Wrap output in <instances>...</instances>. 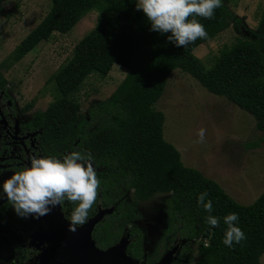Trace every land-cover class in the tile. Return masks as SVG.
<instances>
[{
	"label": "trees",
	"instance_id": "trees-1",
	"mask_svg": "<svg viewBox=\"0 0 264 264\" xmlns=\"http://www.w3.org/2000/svg\"><path fill=\"white\" fill-rule=\"evenodd\" d=\"M5 1L0 0V10ZM48 1L45 16L0 63V70L9 69L53 33H68L90 11L99 15L94 27L51 75L58 96L23 125L28 132H37L35 142L41 157L62 158L80 151L91 154L93 164L101 168L96 171L101 184L89 218L99 206L112 211L94 227L91 236L95 248L103 251L116 244L124 228L138 219L132 204L164 194L165 227L151 252H143L142 233L136 226L127 231L130 243L125 251L132 260L156 264L176 245L175 259L169 264H181L190 242L198 240L201 248L203 241L208 243L202 248L205 264H259L264 253V192L250 205H240L215 182L184 167L178 152L163 140L164 118L154 104L171 72L179 70L208 93L251 116L255 128L264 132V8L255 30L249 31L228 9V0H222L212 19L196 17L205 26L207 38L181 48L168 41L170 33L161 35L150 30L147 18L136 9V0ZM224 26L247 36L223 48L205 69L193 51ZM112 65L126 69L124 78L105 100L89 104L85 113H80L74 96L83 82L91 75L104 78ZM5 86L0 72V93L4 98ZM3 150L8 154L7 146H1L0 158L4 157ZM9 169L14 174L23 168L12 165ZM128 191L132 204L125 201ZM201 192H207L206 199L212 201L211 213L197 203ZM10 206L8 201L0 206V223L8 221L17 226L21 218ZM63 207L69 218L74 205L66 203ZM233 212L238 213V226L246 238L229 248L223 243L227 227L223 217ZM209 215L219 218L218 227L206 222Z\"/></svg>",
	"mask_w": 264,
	"mask_h": 264
},
{
	"label": "rangeland",
	"instance_id": "rangeland-1",
	"mask_svg": "<svg viewBox=\"0 0 264 264\" xmlns=\"http://www.w3.org/2000/svg\"><path fill=\"white\" fill-rule=\"evenodd\" d=\"M227 7L249 31H254L264 8V0H228ZM48 8V0H6L2 3L0 63L39 23ZM98 19L99 15L90 11L68 33H53L46 42L39 43L9 69L0 70L6 80L4 92L15 115V134L16 122H27L31 115L44 111L58 96L51 75L70 57L74 45L94 27ZM246 36L247 33L237 35L230 26H224L195 48L193 55L207 69L223 48ZM125 74V68L112 65L102 79L95 75L87 77L74 96L79 112L85 113L89 104L105 100ZM28 103L30 106L26 107ZM154 109L161 112L164 118L163 140L178 152L184 167L194 169L215 182L240 205H250L264 192V132L255 128L251 116L224 98L208 93L193 78L179 70L169 75ZM5 126V120L0 115V145ZM201 128L207 130L205 142L196 143L197 132ZM20 163L24 167L30 166L28 160ZM93 166L96 171H101L97 165ZM11 175L13 172L9 166L0 165V206L7 201L3 196L2 182ZM166 197L156 194L146 202L132 204L131 191L125 194V201L134 205L138 219L124 228V245L129 242L127 231L133 225L142 233L143 252H151L165 227L162 209ZM9 209L12 210V207ZM68 223L63 206L53 208L50 214L39 219L31 216L21 218L16 222L17 226L8 221L0 223V264H11L18 260L19 264H53L54 242L50 236L56 228L66 231ZM198 243V240L190 242L181 264H205L206 255L202 248L208 243L203 241L202 248ZM172 257L173 252L167 261ZM259 264H264V253L259 258Z\"/></svg>",
	"mask_w": 264,
	"mask_h": 264
},
{
	"label": "clouds",
	"instance_id": "clouds-1",
	"mask_svg": "<svg viewBox=\"0 0 264 264\" xmlns=\"http://www.w3.org/2000/svg\"><path fill=\"white\" fill-rule=\"evenodd\" d=\"M222 0H137L136 9L142 11L151 25V31L161 35L170 33L168 41L176 47H186L198 39H206L205 26L196 17L212 19ZM206 129L197 132L196 143H204ZM88 153L73 151L58 158L54 155L32 156L30 166L16 171L2 182L3 196L20 218L39 219L50 214L55 207L66 203L74 205L68 218V231L75 233L83 226L89 212L97 202L100 180ZM201 192L197 203L207 212L213 210L212 201ZM238 213L223 217L227 226L223 243L231 248L244 240L245 233L238 226ZM206 222L218 227V217L209 215Z\"/></svg>",
	"mask_w": 264,
	"mask_h": 264
},
{
	"label": "water",
	"instance_id": "water-1",
	"mask_svg": "<svg viewBox=\"0 0 264 264\" xmlns=\"http://www.w3.org/2000/svg\"><path fill=\"white\" fill-rule=\"evenodd\" d=\"M102 212L99 215V212ZM112 209H97V212L87 220V222L78 227L75 233L69 232L68 229L63 231L56 228L50 236L54 242L52 250L53 264H138L126 254L125 241L121 237L119 241L106 250L99 251L94 246L92 232L94 227L101 221L102 217L111 213ZM96 224V225H95ZM95 225V226H94ZM128 238V237H127ZM177 246L167 251L156 264H169L175 259ZM173 252V257L167 261V257ZM142 264V263H140Z\"/></svg>",
	"mask_w": 264,
	"mask_h": 264
},
{
	"label": "flooded vegetation",
	"instance_id": "flooded-vegetation-1",
	"mask_svg": "<svg viewBox=\"0 0 264 264\" xmlns=\"http://www.w3.org/2000/svg\"><path fill=\"white\" fill-rule=\"evenodd\" d=\"M7 98V95L6 98H4L3 94L0 93V115L3 116L6 125L4 130H2L3 140L0 147L7 146V148L9 149V151L7 152L8 154H6L5 150H3L2 156L4 157L0 158V165H7L9 166V168H11L12 165L22 166V168H24V165L20 163L23 160H28L30 165V159L32 156L35 155L41 157L37 153V147L35 142V135L37 134V132L31 133L28 132L27 129H23V125L27 123L29 121L28 120L25 123L16 122V134L14 133L13 129L15 124V115L12 107L8 104ZM4 160H13L14 163H4ZM98 208L101 209L100 206ZM16 262L11 264H16Z\"/></svg>",
	"mask_w": 264,
	"mask_h": 264
}]
</instances>
